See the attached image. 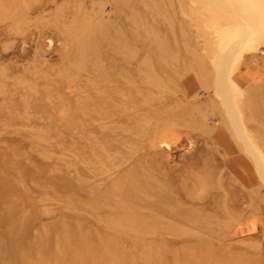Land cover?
Masks as SVG:
<instances>
[{"label": "rangeland", "instance_id": "1", "mask_svg": "<svg viewBox=\"0 0 264 264\" xmlns=\"http://www.w3.org/2000/svg\"><path fill=\"white\" fill-rule=\"evenodd\" d=\"M0 264H264V0H0Z\"/></svg>", "mask_w": 264, "mask_h": 264}]
</instances>
